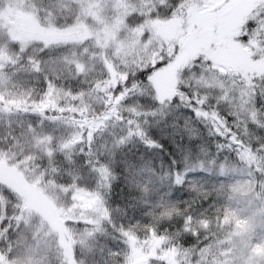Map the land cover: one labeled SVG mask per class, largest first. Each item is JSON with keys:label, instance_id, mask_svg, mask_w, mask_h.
<instances>
[{"label": "snow or ice", "instance_id": "6c2138e0", "mask_svg": "<svg viewBox=\"0 0 264 264\" xmlns=\"http://www.w3.org/2000/svg\"><path fill=\"white\" fill-rule=\"evenodd\" d=\"M0 264H264V0H0Z\"/></svg>", "mask_w": 264, "mask_h": 264}]
</instances>
